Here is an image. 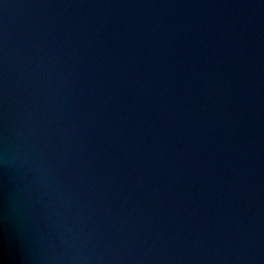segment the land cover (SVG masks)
Masks as SVG:
<instances>
[{
    "label": "water",
    "instance_id": "water-1",
    "mask_svg": "<svg viewBox=\"0 0 264 264\" xmlns=\"http://www.w3.org/2000/svg\"><path fill=\"white\" fill-rule=\"evenodd\" d=\"M0 264H264V0H0Z\"/></svg>",
    "mask_w": 264,
    "mask_h": 264
}]
</instances>
